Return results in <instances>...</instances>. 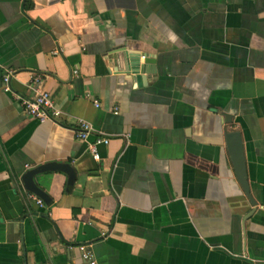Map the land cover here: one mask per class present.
<instances>
[{"label":"crops","instance_id":"obj_1","mask_svg":"<svg viewBox=\"0 0 264 264\" xmlns=\"http://www.w3.org/2000/svg\"><path fill=\"white\" fill-rule=\"evenodd\" d=\"M0 264H264V0H0Z\"/></svg>","mask_w":264,"mask_h":264},{"label":"built area","instance_id":"obj_2","mask_svg":"<svg viewBox=\"0 0 264 264\" xmlns=\"http://www.w3.org/2000/svg\"><path fill=\"white\" fill-rule=\"evenodd\" d=\"M76 71V70H75ZM13 74L12 69H7L3 74V88L10 90V77ZM31 93L28 95H19L20 103L23 109L31 116L37 118L40 121L45 119H52L58 116L61 110L56 107L51 99L50 93L43 87V79L40 74H34L30 80ZM95 103H97L95 101ZM92 126L89 121L80 119L78 127L75 128V134L79 138H85ZM108 137L97 136L95 140L89 145L94 157L98 158L99 154L96 151L95 145L99 142H107ZM28 195L35 200L37 204H43V199L35 192L29 190ZM82 256L89 261H92V255L89 249H86L84 245H80Z\"/></svg>","mask_w":264,"mask_h":264},{"label":"water","instance_id":"obj_3","mask_svg":"<svg viewBox=\"0 0 264 264\" xmlns=\"http://www.w3.org/2000/svg\"><path fill=\"white\" fill-rule=\"evenodd\" d=\"M131 65L135 68L138 65V61L131 62ZM226 139V146L228 153L230 155L232 165L236 174V177L241 184L244 192L249 197L250 201L253 202L249 195V189H248V180L246 177V169H245V162H244V152H243V145H242V139L241 134L239 130H230L227 131L225 134ZM48 170H62L67 173V184L70 185L74 181L75 177V171L73 167L66 162H60V161H46L44 163H40L34 167H31L27 169L22 174V181L24 186L33 192H35L37 195H39L45 202H48L50 200V197L44 191L41 186L37 183L35 180V175L40 172H45Z\"/></svg>","mask_w":264,"mask_h":264}]
</instances>
